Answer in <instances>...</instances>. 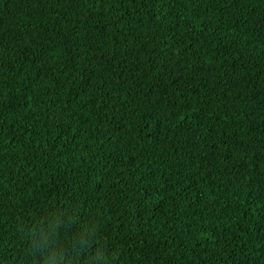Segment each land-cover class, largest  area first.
<instances>
[{
	"label": "trees",
	"instance_id": "trees-1",
	"mask_svg": "<svg viewBox=\"0 0 264 264\" xmlns=\"http://www.w3.org/2000/svg\"><path fill=\"white\" fill-rule=\"evenodd\" d=\"M0 264H264V0H0Z\"/></svg>",
	"mask_w": 264,
	"mask_h": 264
}]
</instances>
